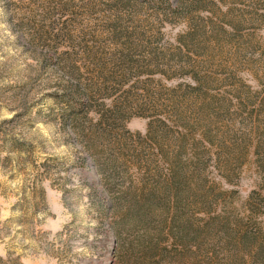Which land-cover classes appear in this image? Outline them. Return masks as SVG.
Wrapping results in <instances>:
<instances>
[{
    "label": "rangeland",
    "instance_id": "1",
    "mask_svg": "<svg viewBox=\"0 0 264 264\" xmlns=\"http://www.w3.org/2000/svg\"><path fill=\"white\" fill-rule=\"evenodd\" d=\"M36 178L47 209L32 235L53 256L5 239L0 257L264 264V0H0L11 237L15 194ZM96 193L125 200L105 219L117 243Z\"/></svg>",
    "mask_w": 264,
    "mask_h": 264
},
{
    "label": "trees",
    "instance_id": "2",
    "mask_svg": "<svg viewBox=\"0 0 264 264\" xmlns=\"http://www.w3.org/2000/svg\"><path fill=\"white\" fill-rule=\"evenodd\" d=\"M176 13L177 9L173 8L171 10V14ZM70 96H73L74 99L80 101V109L77 110L79 112L87 102L84 93H80L78 89H74L73 91H71ZM43 180L44 179L36 178L29 186H21L19 191L15 194V197H17V202L14 204V206L11 207V212H17L19 214L15 223L19 224L20 229L16 232L17 235L11 237L10 224L12 223V218L7 219L4 223H0V242L5 243V239H8L9 242L7 243V245H11L15 242V240H17L16 243H18L22 247L25 240H33L36 246L40 247V249H42L44 253L53 256V253L49 251V249L46 247V244L43 245L42 241L39 243V240L33 237L31 228L36 215L41 212H45L47 209L45 191L41 186ZM93 188L94 186L90 185L91 193L93 192ZM3 193H5V190H3ZM93 198H96L98 200V202L96 201L97 205H95L96 217L100 219L103 226L105 224L106 234L108 236L110 235L111 238H113L114 242L117 243L121 234V222L115 221L112 224L105 222V219L108 216L114 217L119 215V210L125 200L122 199V196L117 197L115 200L108 198L107 195L104 198L102 197L101 193H96ZM0 264H22L21 256L7 251L4 257H0Z\"/></svg>",
    "mask_w": 264,
    "mask_h": 264
}]
</instances>
